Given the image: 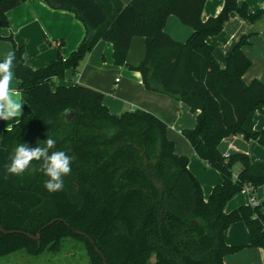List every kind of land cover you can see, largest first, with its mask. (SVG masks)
I'll return each instance as SVG.
<instances>
[{"label":"trees","instance_id":"16d2710c","mask_svg":"<svg viewBox=\"0 0 264 264\" xmlns=\"http://www.w3.org/2000/svg\"><path fill=\"white\" fill-rule=\"evenodd\" d=\"M25 1L0 0V27L9 25L7 12ZM45 1L74 12L86 33L67 58L59 45L57 58L36 69L26 64L24 48L7 38L13 43L17 87L31 113L3 130L0 144L8 168L18 144L42 147L51 137L56 143L49 154L70 156V172L61 175L62 190L52 193L43 186L48 177L39 160L0 180L1 226L34 236L40 232L33 239L0 230V258L15 252L57 253L69 240L82 244L88 264H104L96 248L106 264H150L152 258V264H224L226 255L242 248L225 242V230L235 221L247 225L250 246L264 249V198L256 207L224 211L236 193L250 187L254 194L264 185V162L240 152L225 157L218 148L233 135L264 145V130L255 128V113L264 112V83L243 79L251 60L242 46L250 35L234 45L224 67L207 41L231 16L255 21L264 8L249 12L238 0H224L216 16L203 20L206 0ZM170 15L193 29L185 41L165 31ZM137 36L145 39V54L132 66L126 59ZM100 40L112 43L115 65L141 73L146 89L198 111L196 125L182 134L223 178L207 199L188 157L178 154L167 137L165 121L142 109L113 114L103 104V92L81 83L56 84Z\"/></svg>","mask_w":264,"mask_h":264},{"label":"crops","instance_id":"0c3cea01","mask_svg":"<svg viewBox=\"0 0 264 264\" xmlns=\"http://www.w3.org/2000/svg\"><path fill=\"white\" fill-rule=\"evenodd\" d=\"M127 3L129 0H122ZM246 4L249 12L264 8V0H238ZM224 0H206L202 18L216 16L222 9ZM9 25L0 27V59L12 52L13 43L7 39L12 36L18 46L25 52L26 64L31 68L47 65L60 53L67 58L83 40L86 29L74 12L53 6L45 0H27L7 12ZM165 31L178 41L186 40L192 33L190 26L184 25L175 15L167 18ZM244 35H250L248 44L242 46L243 52L251 60V66L243 75L246 82L256 78L264 83V16L255 21L244 19L239 14L231 16L223 24L222 30L207 41L213 46V54L219 64L224 67L234 45ZM112 43L100 40L96 46L83 58L77 69H69L64 78H56L59 85L81 83L103 92V104L113 114H121L127 110L142 109L157 115L167 123V137L175 144L178 154L186 155L188 167L202 186L203 196L209 197L215 185L223 178L218 170L212 168L194 151L182 130L196 125L198 111L192 112L182 101L145 88L139 71L128 66H117L112 58ZM145 54L144 37H134L127 54V64L138 65ZM13 78L8 83V90L15 92L22 100V119L31 113V108L25 102L18 90V82L12 66ZM118 79V80H117ZM17 118L0 120V141L2 132L11 128ZM255 128L264 130V112L255 113ZM225 155L245 153L252 162H264V145L254 139H245L242 135H233L222 139L218 146ZM240 165L235 166V174ZM8 175L5 151L0 144V180ZM251 195L264 198V185L251 194L247 188L236 193L224 205L225 212H231L242 205L250 203ZM264 214V208L261 209ZM225 242L231 246L242 248L223 258L224 264H264V249L250 246L249 229L245 222L235 221L225 230Z\"/></svg>","mask_w":264,"mask_h":264},{"label":"clouds","instance_id":"9594fccd","mask_svg":"<svg viewBox=\"0 0 264 264\" xmlns=\"http://www.w3.org/2000/svg\"><path fill=\"white\" fill-rule=\"evenodd\" d=\"M13 53L9 52L0 61V120H10L16 117L15 124L22 118V100L15 93L8 90V83L13 78ZM56 141L47 137L44 145L29 148L25 143H20L15 148V155L8 171L11 173H22L32 160L41 161V169L48 179L44 182V188L52 193L62 190L61 175L70 172V156L64 151H52Z\"/></svg>","mask_w":264,"mask_h":264},{"label":"rangeland","instance_id":"374dc122","mask_svg":"<svg viewBox=\"0 0 264 264\" xmlns=\"http://www.w3.org/2000/svg\"><path fill=\"white\" fill-rule=\"evenodd\" d=\"M153 261L154 258L150 260V264ZM0 264H88V262L82 244L67 240L57 253L45 252L36 256L15 252L0 258Z\"/></svg>","mask_w":264,"mask_h":264},{"label":"water","instance_id":"95a60500","mask_svg":"<svg viewBox=\"0 0 264 264\" xmlns=\"http://www.w3.org/2000/svg\"><path fill=\"white\" fill-rule=\"evenodd\" d=\"M54 221H56V219L51 220L47 225H50V224L53 223ZM0 230H1L3 233H13V232L24 233V234H26L27 236H29L30 238H33V239H37V238L40 236V232H39L36 236H34V235H31L30 233H27V232H24V231H21V230H17V231H14V230H5V229L1 226V221H0ZM77 233H78V234H84V233H82V232H80V231H77ZM91 242H93V241L91 240ZM96 250H97V252L101 255V257L103 258V263L106 264V261H105V257H104V255L99 251V249L96 248Z\"/></svg>","mask_w":264,"mask_h":264},{"label":"built area","instance_id":"2783aa9c","mask_svg":"<svg viewBox=\"0 0 264 264\" xmlns=\"http://www.w3.org/2000/svg\"><path fill=\"white\" fill-rule=\"evenodd\" d=\"M118 80V79H117ZM229 155H225V157H228ZM247 190L250 192L251 191V188L250 187H246ZM252 206L256 207V206H259L260 205V200L257 199L256 197L252 196L251 195V199H250V203Z\"/></svg>","mask_w":264,"mask_h":264}]
</instances>
